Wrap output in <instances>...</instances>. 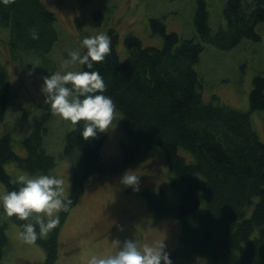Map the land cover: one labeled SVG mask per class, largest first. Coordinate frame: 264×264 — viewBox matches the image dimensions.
I'll return each mask as SVG.
<instances>
[{
	"label": "trees",
	"instance_id": "1",
	"mask_svg": "<svg viewBox=\"0 0 264 264\" xmlns=\"http://www.w3.org/2000/svg\"><path fill=\"white\" fill-rule=\"evenodd\" d=\"M227 23L213 31L206 0H197L194 24L200 40L182 38L168 31L159 17L150 18L153 34L163 38L162 46L144 45L129 32L124 37L123 54L118 51L120 34L110 27L111 51L102 62H93L123 116L125 136L120 153L105 159L101 148L107 133L85 141L74 125L65 135L64 156L71 167L69 196L73 203L59 214V224L35 242L45 259L34 264H56L60 256V232L71 209L79 202L92 177L120 172L130 164L145 160L152 152L164 151L174 199L164 191L144 189L147 209L154 223L173 217L179 223L178 243L171 250L173 264H264V141L253 127L250 112L235 109L213 95L203 96V81L196 65L204 43L227 50L244 39L261 40L257 26L264 22V0H226ZM100 10L93 13L100 24ZM57 15L44 0H0V27L7 29V46L13 60L26 64L40 59L53 68L48 55L59 39ZM38 30L39 39L31 32ZM95 34H88L91 36ZM85 49L83 48L82 55ZM27 65V64H26ZM86 66L81 65L80 71ZM17 95L8 69L0 60V121ZM251 110H264V72L254 77L250 92ZM47 129L35 127L22 139L26 155L14 150L10 131L0 133V182L7 191L17 187L6 164L31 174H53L57 163L46 148ZM193 155L188 160L179 153ZM10 220L18 223L15 217ZM8 221L0 218V261L10 244ZM26 264H32L27 261Z\"/></svg>",
	"mask_w": 264,
	"mask_h": 264
},
{
	"label": "rangeland",
	"instance_id": "2",
	"mask_svg": "<svg viewBox=\"0 0 264 264\" xmlns=\"http://www.w3.org/2000/svg\"><path fill=\"white\" fill-rule=\"evenodd\" d=\"M210 12V26L213 31L226 27L224 7L226 0H206ZM46 6L57 15L59 39L48 59L53 68L43 66L35 59L34 66L21 64L12 59L7 41V29L0 27V60L8 69L10 79L17 88V95L0 121V133L11 132L14 150L26 155L22 139L35 127L47 129L46 148L54 154L57 163L51 173L63 176L68 194L71 185L70 161L63 154L64 138L74 126L53 113L43 102L41 94L42 77L56 71H63L62 65L68 53L79 51L82 55L81 40L90 34L106 33L114 27L120 34L118 51L123 54L124 37L129 32L137 35L146 45L162 46L163 38L153 34L150 18H162L168 31H175L182 38L200 40L194 24L197 0H44ZM96 10L102 12L99 22L93 20ZM261 34L259 42L244 39L231 49L223 50L204 43L196 69L203 81V96L214 103H225L241 111H249L254 129L264 141V110H251L250 92L254 77L264 72V22L257 26ZM81 65H71L68 70L80 71ZM113 129L101 148L105 159L120 153V142L125 136L124 120L119 110L115 111ZM179 153L189 161L193 155L180 149ZM140 177L139 191L125 187L119 177L128 170ZM6 170L16 179L20 174H31L15 162L6 164ZM144 189L164 191L174 199L170 182L168 163L162 149L152 152L145 160L130 164L120 172L102 178L92 177L86 184L79 202L71 209L60 232V256L56 264H87L95 254L114 253L113 240L135 239L139 243L166 240L170 252L178 243L180 226L173 217L154 223V215L146 207L142 195ZM7 191L0 182V193ZM0 218L8 221L9 247L0 264H26L27 261H44V249L36 243H25L19 236L18 223L9 219L0 209ZM199 258L189 264H200Z\"/></svg>",
	"mask_w": 264,
	"mask_h": 264
},
{
	"label": "clouds",
	"instance_id": "3",
	"mask_svg": "<svg viewBox=\"0 0 264 264\" xmlns=\"http://www.w3.org/2000/svg\"><path fill=\"white\" fill-rule=\"evenodd\" d=\"M33 40L39 39V32L33 29ZM85 49L68 53L62 65L63 71H56L42 77L41 94L43 102L63 120L78 125L80 136L85 141L95 140L100 133L115 131L113 121L115 104L105 95L103 77L94 68L93 62H102L111 51V38L106 33L86 36L81 40ZM86 66L85 71L68 70L71 65ZM119 182L139 191L140 177L126 170ZM17 187L0 193V209L7 217H15L24 223L19 225V236L25 243H35L46 237L59 224V214L67 212L73 203L68 195L66 181L56 174H20L16 176ZM114 253L92 255L87 264H173L167 250L166 240L139 243L135 239L113 240Z\"/></svg>",
	"mask_w": 264,
	"mask_h": 264
}]
</instances>
